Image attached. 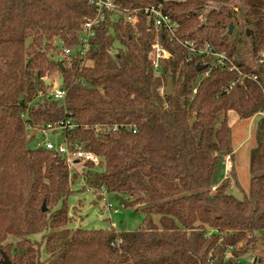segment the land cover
Returning a JSON list of instances; mask_svg holds the SVG:
<instances>
[{"label":"trees","instance_id":"16d2710c","mask_svg":"<svg viewBox=\"0 0 264 264\" xmlns=\"http://www.w3.org/2000/svg\"><path fill=\"white\" fill-rule=\"evenodd\" d=\"M114 1L138 21L108 14L85 65L77 47L83 24L97 15L89 0H0V264L4 253L15 264H245L243 255L264 246V0ZM151 5L178 24L176 36L154 29L144 12ZM58 39L78 53L63 69L52 58ZM157 39L168 51L159 68ZM187 40L211 44L228 66L192 53ZM56 72L65 97L39 96ZM230 110L260 115L243 199L218 180L225 156L235 171ZM66 120L70 142L102 159L100 172L85 164V183L99 198L104 188L126 206L144 205L140 228L68 226L78 174L28 133ZM38 233L46 259L29 238Z\"/></svg>","mask_w":264,"mask_h":264},{"label":"rangeland","instance_id":"374dc122","mask_svg":"<svg viewBox=\"0 0 264 264\" xmlns=\"http://www.w3.org/2000/svg\"><path fill=\"white\" fill-rule=\"evenodd\" d=\"M236 16L238 18L241 17L240 9L237 11ZM52 58L58 60L55 52H52ZM47 82L53 83L52 86L55 87L61 82L60 74L58 72L52 74L47 78ZM259 119V114L248 119H241L235 111L230 110L228 112V122L232 128V141L235 149V161L233 163L235 171L234 173L231 172V159L229 156H225L218 171V180L220 182L227 181L230 193L240 199H243L246 192L248 193L249 191L251 179L250 158L252 149L257 145L256 129ZM31 131V129H28L29 135H35L34 131ZM39 137H41L40 131L35 135L33 142ZM72 170L73 173L78 174V179L72 184L74 192L67 199L69 214L74 218L69 223V227H82L84 229L114 227L118 231H133L143 225L145 218L144 205H123L119 196L115 193H107V200L99 198L98 193L93 189H87V184L82 180L83 163H78L75 169ZM100 170V167L94 168L96 172H100ZM109 204H111V207H109ZM153 219L156 223H159L160 214H154ZM29 238L42 244V259H46L47 252L43 242V234H32ZM16 239V237L10 236V240ZM260 256L264 258V246L258 243L257 249L253 253L243 255L241 261L245 264L255 263Z\"/></svg>","mask_w":264,"mask_h":264},{"label":"built area","instance_id":"2783aa9c","mask_svg":"<svg viewBox=\"0 0 264 264\" xmlns=\"http://www.w3.org/2000/svg\"><path fill=\"white\" fill-rule=\"evenodd\" d=\"M92 4L97 7V15L93 18H89L85 21L82 29L79 33V45L77 51L80 52L79 56L83 60V64L88 65L89 61L84 60V54L89 50L91 39L96 34V26L106 20L108 14H123L127 12L126 19L130 22H137L138 17L135 14H130L128 11L121 9L114 0H89ZM144 12L151 18L152 26L156 31H168L171 36H176L178 30V24L173 21L169 16L163 13V11L156 6L146 7ZM57 50L55 51L58 60H62L63 63H72L73 57H77V51L66 47L63 40L58 39L55 42ZM184 45L190 49L192 53L203 55V56H214L215 64L220 67L228 66L227 62L230 61L225 53H217L214 51L211 44H207L205 48L198 49L195 46V42L192 40L185 41ZM76 52V55H75ZM75 55V56H74ZM153 62L156 68H159L160 59L168 57V51L161 46L157 39L153 44ZM49 81V80H48ZM52 82V81H50ZM53 84V83H52ZM47 95L53 99H63L66 95V91L61 87V82L55 87L52 86L46 93L43 91L39 92V96ZM74 125L69 120L60 122L59 124H42V125H31L30 129L37 134L38 131L41 133L35 143V147H42L48 149L54 153V155L67 164L71 169H75L78 163H83L82 180L85 181L83 173L86 171L85 164L92 163L95 167H99L101 157L96 153L86 150L80 146L79 143L72 144L69 140L67 132L72 130ZM31 131V132H32ZM30 132V133H31ZM33 134H30V136ZM55 137V138H54ZM73 171V170H72ZM87 189H93L87 185ZM108 191L102 189L100 194L104 200H107L106 194ZM111 207V204H109Z\"/></svg>","mask_w":264,"mask_h":264},{"label":"water","instance_id":"95a60500","mask_svg":"<svg viewBox=\"0 0 264 264\" xmlns=\"http://www.w3.org/2000/svg\"><path fill=\"white\" fill-rule=\"evenodd\" d=\"M233 30H234V24H230L229 26V34H232L233 33ZM58 66L61 67L62 69L64 68V63L62 60H59L57 62ZM207 67L206 64H198V70H203ZM50 81V80H49ZM167 88H168V93L169 94H172L173 93V80H172V77L169 76L168 77V84H167ZM196 121V117H194L192 120H191V124H194ZM119 199L121 201V203L124 205L127 201L126 198L122 197V196H119ZM43 210H46V205L43 204ZM2 263L3 264H15L11 259L10 257L7 255V254H3V259H2Z\"/></svg>","mask_w":264,"mask_h":264},{"label":"crops","instance_id":"0c3cea01","mask_svg":"<svg viewBox=\"0 0 264 264\" xmlns=\"http://www.w3.org/2000/svg\"><path fill=\"white\" fill-rule=\"evenodd\" d=\"M90 62V61H89Z\"/></svg>","mask_w":264,"mask_h":264}]
</instances>
